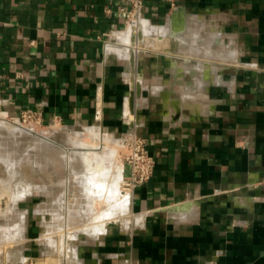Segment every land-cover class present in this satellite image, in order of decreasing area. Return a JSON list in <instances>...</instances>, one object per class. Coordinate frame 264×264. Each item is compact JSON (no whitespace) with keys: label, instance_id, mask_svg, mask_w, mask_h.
<instances>
[{"label":"crops","instance_id":"1","mask_svg":"<svg viewBox=\"0 0 264 264\" xmlns=\"http://www.w3.org/2000/svg\"><path fill=\"white\" fill-rule=\"evenodd\" d=\"M124 7L0 0V114L137 136L154 160L126 220L64 261L264 264V0H144L125 45Z\"/></svg>","mask_w":264,"mask_h":264},{"label":"bare ground","instance_id":"2","mask_svg":"<svg viewBox=\"0 0 264 264\" xmlns=\"http://www.w3.org/2000/svg\"><path fill=\"white\" fill-rule=\"evenodd\" d=\"M138 26L139 24L135 28L128 27L127 32L119 33L118 41L132 38L133 33L136 35ZM151 27H144L148 35H154L157 31ZM159 29L162 28L158 27ZM61 132L67 141V147L50 138L52 133L55 134L54 131H37L32 125L24 127L18 120H8L6 114H0V186L8 191L10 197L7 209L0 213V256L3 255L4 260L17 264H23L26 260L21 252L25 242L26 216L18 205L36 189L44 195L52 196L54 200V188L63 187L62 194L55 202L49 203V207L55 204L56 209H47V205H43L42 209L35 211L45 227V232L41 235L46 246L45 255L57 258L59 264L65 262V256L69 263L73 260V242L84 238L96 239L97 235L106 231L108 222L120 218L124 220L131 211L129 192L119 190V185L123 183V167L117 158L119 149L125 147L124 138L118 139L112 134L102 133L98 126L83 127L81 131L67 128ZM56 160L64 165L69 177L49 185L50 172ZM34 175L40 178L42 184L35 185L32 182ZM67 190L71 201L64 205L63 197ZM100 201L102 210L96 211L95 203ZM47 213L52 215V222L49 224L44 217ZM124 222L127 225L129 221Z\"/></svg>","mask_w":264,"mask_h":264},{"label":"rangeland","instance_id":"3","mask_svg":"<svg viewBox=\"0 0 264 264\" xmlns=\"http://www.w3.org/2000/svg\"><path fill=\"white\" fill-rule=\"evenodd\" d=\"M8 120H17L16 117L14 118H9L7 117ZM20 124L24 127H29L30 125H32L33 128H35L37 131H43V132H55V134L50 137L53 141H55L56 143H58L59 145L65 146L67 147V141L65 139V137L61 134V131H65V129L67 128H71L74 131H81L82 128H75V127H67L64 125H60V124H44L43 122L41 124H28V122H26L25 124L23 122H20ZM54 126V127H53ZM57 126V127H56ZM60 129V130H55V129ZM63 129V130H62ZM125 145V144H124ZM124 149L125 147L119 149V156H118V162L119 164L122 165L123 167V162H122V155L124 153ZM121 156V157H120ZM121 158V159H120ZM66 177H69L67 171L65 170L64 165L60 162V160H56L51 172H50V183L49 185L52 184H57L56 182L64 179ZM32 182L35 185H40L41 180L37 175H34L31 178ZM121 191H123V193H128L127 189L125 187V185L122 183L121 185H119ZM2 185L0 186V213H4L5 210L7 209V205L9 204L10 201V197H9V193L8 191L3 188ZM55 190L53 191V195L54 200L50 197V195L48 196V194L41 193L38 189H36L34 192H32V194L27 197L24 201L20 202L18 207L19 210H22L25 212V216H26V221H25V242L23 243V248L21 249L23 252V249H25V256L28 257L26 264H59V260L55 257H48L44 254V252L46 253V246L42 240V234L45 232V227L43 226L41 219L39 218V216H37L35 214V211L38 209H42L41 206L43 205H47V209H56V205L53 204L52 207H49V203L51 201L55 202V199L62 194L63 192V187L62 186H56L54 188ZM123 189V190H122ZM7 191V193H6ZM71 195H69V192L67 190V194L66 196H64V205L71 201ZM52 199V200H51ZM67 200V201H66ZM101 204V205H100ZM55 205V207L53 208V206ZM100 208V209H99ZM44 209V208H43ZM95 209L96 211H101L102 210V201L95 203ZM3 210V211H2ZM51 214H46L45 217V221L49 224L50 222H52V218H51ZM121 220H123V218H120L116 221H113L111 223L108 222V224L113 225L114 223L118 224L119 222H121ZM41 222V223H40ZM107 226V225H106ZM31 228L33 229V233L34 236H27L28 233L31 231ZM30 230V231H29ZM29 237V238H28ZM81 241V240H78ZM77 240L75 242H71L72 245H76L77 243H79ZM43 254H44V258H43ZM24 256V255H23ZM1 261V260H0ZM11 261H7L4 264H8ZM3 263V262H2Z\"/></svg>","mask_w":264,"mask_h":264},{"label":"built area","instance_id":"4","mask_svg":"<svg viewBox=\"0 0 264 264\" xmlns=\"http://www.w3.org/2000/svg\"><path fill=\"white\" fill-rule=\"evenodd\" d=\"M172 4L173 0H165ZM144 0H124V14L127 27L135 28L139 24ZM24 124H41L39 116L32 111H23L16 117ZM123 166L127 171V180L124 185L127 190L132 191L136 187L149 181L153 174L154 160L149 155L145 141L137 136L130 137L125 143V150L122 155Z\"/></svg>","mask_w":264,"mask_h":264}]
</instances>
